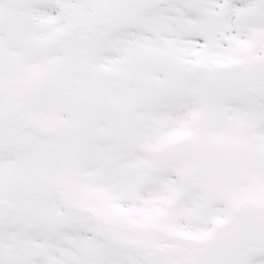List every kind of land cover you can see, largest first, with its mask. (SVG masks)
<instances>
[{
	"label": "snow or ice",
	"instance_id": "1",
	"mask_svg": "<svg viewBox=\"0 0 264 264\" xmlns=\"http://www.w3.org/2000/svg\"><path fill=\"white\" fill-rule=\"evenodd\" d=\"M0 264H264V0H0Z\"/></svg>",
	"mask_w": 264,
	"mask_h": 264
}]
</instances>
